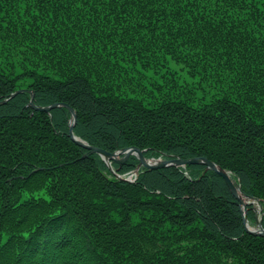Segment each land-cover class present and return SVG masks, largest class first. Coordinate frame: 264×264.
<instances>
[{
    "label": "trees",
    "instance_id": "trees-1",
    "mask_svg": "<svg viewBox=\"0 0 264 264\" xmlns=\"http://www.w3.org/2000/svg\"><path fill=\"white\" fill-rule=\"evenodd\" d=\"M30 92L90 145L213 161L264 228V0H0V264H264L220 175L119 180Z\"/></svg>",
    "mask_w": 264,
    "mask_h": 264
},
{
    "label": "water",
    "instance_id": "water-1",
    "mask_svg": "<svg viewBox=\"0 0 264 264\" xmlns=\"http://www.w3.org/2000/svg\"><path fill=\"white\" fill-rule=\"evenodd\" d=\"M26 90L27 89H17L13 93H11L9 95V97L11 98L15 94H17L19 92H24ZM33 96H34L33 92H30L29 105L36 110L49 112L52 108H55L58 106L66 107L69 110L70 115H71V118L69 121V136H70V138L77 145L84 147L90 153L98 154L101 157V159L106 163V165L109 167V169H112L111 168V162L112 161L121 163V162L125 161L130 155H135L136 158L138 159V165H137L135 171H137L140 167H144L146 169H153V168L164 167V166H169V165H175V166H185L187 164H203V165H205L206 169L214 171L215 173H217L218 175H220L224 179V181H225L227 187L229 188L230 192L237 199L238 204L240 206L241 217H242V220L244 223L245 230L249 233H252V234L264 236V228L262 227L261 218L258 215V212L261 210V205L259 203V200L255 197L248 196V195L242 193L240 190V187L237 184H235L234 181L232 180L229 171L221 168L220 166H218L213 161H211L205 157H202V156L192 157V158H188V159H181L179 157L146 158L144 156L142 150H140L137 147L122 148V149L114 151V152L106 151L105 149H102L100 147L90 145L87 142H85L83 139L75 136V134L73 133V126L75 124L77 114H76V111L71 106H69L67 103H64V102H56V103L46 105V106H36L33 103ZM4 101H6V99H4L2 102H4ZM117 155H120L121 157L117 158ZM111 171L114 173L115 177L118 178L119 180L131 182L129 177L125 178V177L120 176L114 170H111ZM248 203H252V204L257 205V207L252 208L254 213H255V220H254L255 228L254 229H250L247 226L248 223H247V215H246L247 214V206L246 205Z\"/></svg>",
    "mask_w": 264,
    "mask_h": 264
},
{
    "label": "rangeland",
    "instance_id": "rangeland-1",
    "mask_svg": "<svg viewBox=\"0 0 264 264\" xmlns=\"http://www.w3.org/2000/svg\"><path fill=\"white\" fill-rule=\"evenodd\" d=\"M119 157V155H117V158ZM106 164V163H105ZM138 165V164H137ZM137 165L133 168V169H131V170H129V171H127V172H124V173H119L118 171H116V169H114L113 168V166H112V164H111V168L112 169H110V170H114L116 173H118V174H121V175H125V176H122V177H125V178H127L126 177V173H135V174H131V176L129 177V179L130 180H132L134 177H135V175H137V173H138V171L136 172L135 171V169H136V167H137ZM120 166V165H119ZM108 167V166H107ZM109 168V167H108ZM140 168H142V167H140ZM112 172V171H111ZM251 204V207L253 208V207H257V205L256 204H252V203H250ZM250 225H252V226H254V224H250Z\"/></svg>",
    "mask_w": 264,
    "mask_h": 264
},
{
    "label": "bare ground",
    "instance_id": "bare-ground-1",
    "mask_svg": "<svg viewBox=\"0 0 264 264\" xmlns=\"http://www.w3.org/2000/svg\"><path fill=\"white\" fill-rule=\"evenodd\" d=\"M142 168H144V167H142ZM114 174V173H113ZM120 175V174H119ZM115 176V175H114ZM120 176H125V175H120ZM127 177V176H126ZM118 179V178H117ZM131 182H133V181H131ZM247 226H248V228H250V229H254L255 228V226H252V225H250V224H247Z\"/></svg>",
    "mask_w": 264,
    "mask_h": 264
}]
</instances>
